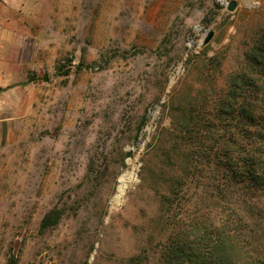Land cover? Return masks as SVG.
I'll return each instance as SVG.
<instances>
[{
    "label": "rangeland",
    "instance_id": "374dc122",
    "mask_svg": "<svg viewBox=\"0 0 264 264\" xmlns=\"http://www.w3.org/2000/svg\"><path fill=\"white\" fill-rule=\"evenodd\" d=\"M72 1L63 24L39 14L64 53L34 66L39 102L0 128V264H165L179 234L233 208L264 264V183L234 186L218 166L213 112L261 74L264 0Z\"/></svg>",
    "mask_w": 264,
    "mask_h": 264
},
{
    "label": "trees",
    "instance_id": "16d2710c",
    "mask_svg": "<svg viewBox=\"0 0 264 264\" xmlns=\"http://www.w3.org/2000/svg\"><path fill=\"white\" fill-rule=\"evenodd\" d=\"M250 56L252 72L262 76L243 75L233 89L229 88L214 100L213 112L215 125L223 129V135L227 134V139L220 144L225 154L221 152L223 156L218 166L227 169L226 177L234 186L250 184L259 188L264 183V167H261L264 166V37ZM196 114H191L189 123L193 128ZM221 221L193 236L179 234L168 251L165 264H262L249 255L243 232L244 216L238 209H232L229 221Z\"/></svg>",
    "mask_w": 264,
    "mask_h": 264
},
{
    "label": "crops",
    "instance_id": "0c3cea01",
    "mask_svg": "<svg viewBox=\"0 0 264 264\" xmlns=\"http://www.w3.org/2000/svg\"><path fill=\"white\" fill-rule=\"evenodd\" d=\"M70 2L0 0V88L3 89L0 92V128H12L23 107L29 108L39 102L36 94L31 92L35 80L27 79L29 73L33 72L35 65L43 63L41 59L46 63H56L64 53L65 45L48 38L50 28H42L38 16L46 17L43 25L49 24V17L56 13L61 16L63 24ZM42 33L47 38H42ZM8 136L4 131L0 138L6 139Z\"/></svg>",
    "mask_w": 264,
    "mask_h": 264
},
{
    "label": "water",
    "instance_id": "95a60500",
    "mask_svg": "<svg viewBox=\"0 0 264 264\" xmlns=\"http://www.w3.org/2000/svg\"><path fill=\"white\" fill-rule=\"evenodd\" d=\"M237 7H238L237 2H236V1H231V2L228 4V6H227V10H228V12L232 13V12H234V11L237 9ZM214 37H215V33H214V31L209 30V31L207 32V36L205 37V39H204V41H203V46H207V45H209V44L213 41ZM46 80H47V79H45V81H46Z\"/></svg>",
    "mask_w": 264,
    "mask_h": 264
}]
</instances>
